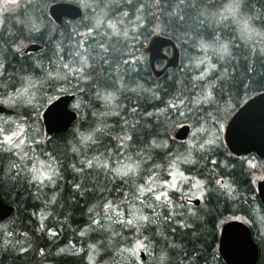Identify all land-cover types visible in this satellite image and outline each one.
<instances>
[{"label":"trees","instance_id":"16d2710c","mask_svg":"<svg viewBox=\"0 0 264 264\" xmlns=\"http://www.w3.org/2000/svg\"><path fill=\"white\" fill-rule=\"evenodd\" d=\"M37 1L40 6L26 11L24 15L12 18L7 13L0 27V64L6 65L0 85H7L6 88L0 86V96L12 101L10 108L13 110L11 115H3L16 119L18 124L27 125L23 140L29 147L27 153L31 158L21 162L17 153L23 150L6 148L0 144V194L5 202L15 207L14 213L0 223V264H116L119 250L143 237L134 229L115 224L116 216L100 205L103 197L114 199L119 196L113 189L127 193L134 184L146 183L148 173L142 171L141 175L133 177L125 186L119 177L102 170L97 161H94L92 169L82 162L97 157L100 163L110 159L114 166V161H120L125 156L137 159L136 153L140 151L137 144L146 139H156L167 145L166 148L155 150V165H160L163 170L171 169L168 164L176 156L191 154L195 163L187 164L188 168L194 170L210 189L198 206L187 202L181 192L169 191L173 200L183 205L176 210L183 213L181 219L187 227L161 221L159 228L167 236L166 240L156 235V228L144 232L143 235L149 236L151 240L150 243L145 241L149 244L150 254L155 251L159 257L165 255L164 264H225L216 249L218 227L224 220L236 216L246 219L259 247L257 264H264V209L261 206L260 212L254 210L259 201L244 159L230 156L218 141L201 148L202 140H199V146L193 147L190 152L183 142L171 137L174 129L183 123H189L191 127L206 124L210 128L217 124L218 129L233 110L231 108L236 109L243 100L264 90L259 83L252 82L258 80L257 76L249 79L243 64L245 54H248L250 64L251 51L264 48V35H260L255 44L242 38L237 24L231 20L218 22L226 0H199V7L188 9L189 18L182 24L172 23L166 15L167 5L158 4L157 0H143L146 6L139 12L127 7L124 0H87V6L84 5L85 0H64L84 5V11L90 16L102 15L97 28H93L84 18L85 12L78 20H67L57 25L48 17L47 5L61 0ZM250 7L251 11L246 9L245 12L254 18L259 17L254 19V24L261 30L264 28V0H250ZM158 9H164L165 13L162 14ZM171 11L184 14L175 6ZM124 12H128V15H123ZM201 12L205 14L201 15ZM117 13H120L123 23L128 25L126 36L105 33L110 29V22L116 20V23L121 24L118 18L112 19ZM153 14L167 22L168 26L160 34L172 39L180 51L178 65L167 68L158 77L149 68L145 51V44L154 34L149 32L152 24L147 23ZM137 16H141L142 21H138ZM141 22L143 27L140 26ZM33 23L40 24L39 31L33 30ZM89 28L92 31L83 36L81 32ZM217 35L221 36V40L213 43L212 37ZM202 40L211 46L202 48ZM226 41L234 49L233 56L220 60L216 49ZM33 42L43 48L36 52L21 53L22 45ZM101 44L104 48L100 47ZM16 47L20 48L18 53L15 52ZM77 51L89 57L93 65L91 70L86 69L85 73L77 74L62 67L64 63L73 68L80 67L78 58L74 60L70 55ZM198 61L202 62L199 66ZM163 64V61L158 60L155 67L160 68ZM212 64H216L219 71L212 69L204 80L197 79L205 68L211 69ZM58 67L65 73L63 81L56 78ZM233 67L237 69L236 72H233ZM224 68L235 80L224 84L222 92L215 93L212 103L199 106L188 103V97L194 99L206 94L209 86L216 83V77L224 75ZM49 72L52 76H49ZM24 83L31 84L32 91L25 95L23 101H19L16 98L17 88ZM61 83L72 87L68 91L76 96L71 104L78 118L67 132L45 137L40 112L46 102L57 95ZM121 84L124 87L119 88ZM107 91L115 94L114 100L107 101L114 103L112 110L106 105V100L101 98ZM177 96L185 99L187 106L180 105L178 109L170 107L177 103L174 99ZM137 105L138 111L132 113L130 109ZM145 111L152 113V116L145 117ZM115 113H119V116ZM125 120L129 125L139 120L140 126H146L147 131L141 133L138 141L118 152L116 137L123 134L121 128ZM8 124L5 123L4 129H8ZM84 134H91L95 143L85 142L88 147L81 145L82 150H75L74 143H82ZM206 136L207 133L202 132L198 139ZM34 146L36 151L33 150ZM41 160H54V167L59 170V174L53 177L55 183H43L45 191H42L40 182L31 180V173L23 170L25 165L30 168L34 163L38 167ZM47 162L43 165L47 166ZM13 163L20 167L12 168ZM72 165L82 167L84 171L76 172ZM151 165L149 163L148 168ZM179 165L181 162L178 161ZM216 180L227 183L231 192L215 185ZM76 183L81 184L79 190L74 187ZM132 203L140 201L129 197L128 205ZM90 208L92 212H89ZM122 211H127V206H122ZM144 212L148 214L147 209ZM108 215L112 216L111 220L106 219ZM92 218L100 219L104 225L110 226V230L104 231L93 225ZM171 227L176 228L175 234L167 231ZM112 231L119 235L113 236ZM81 232L86 234L81 235ZM97 241H103V247L90 262L86 254L87 247ZM168 244L177 247L169 248ZM62 245L77 251L57 258L51 255ZM22 248L26 250L21 251ZM185 252L191 259L184 258Z\"/></svg>","mask_w":264,"mask_h":264},{"label":"snow or ice","instance_id":"6c2138e0","mask_svg":"<svg viewBox=\"0 0 264 264\" xmlns=\"http://www.w3.org/2000/svg\"><path fill=\"white\" fill-rule=\"evenodd\" d=\"M13 3H15V0H12ZM124 3L127 7L134 9L136 12H139L141 9L145 8V3L143 0H124ZM158 4H166L168 11L166 12L167 17L171 20L172 23H186L188 17V9L198 8L199 7V0H157ZM87 6V5H85ZM177 7L182 11L184 14L181 15L179 12H173L171 9L173 7ZM251 11L250 7V0H226V2L222 5V11L220 13V21H229L236 23L238 26V30L241 33V37H249L250 34H256V35H264V28L261 30H257L254 27V19H258L259 17L254 18L252 15H249L245 12V10ZM8 11V9H5ZM162 12V14L165 13L164 9H158ZM201 15H204V12L200 13ZM123 15L127 16L128 12H124ZM59 18V17H57ZM138 21H142L141 16H137ZM147 23L152 24L151 29H149L150 33H157L159 34L163 28L167 27L168 24L165 21H161L160 17H156L153 14V18L149 19ZM201 23H203L201 21ZM99 26V21L97 22ZM141 27L144 26L143 22L140 24ZM33 30L39 31V26L33 23L31 25ZM109 27L113 29V35H120L121 33L116 29V24L113 22L109 23ZM92 29L89 28V32H91ZM123 35H127V33H123ZM213 43L216 41L221 40V36H213L212 37ZM211 45H207L201 41V47L206 48L210 47ZM101 48H104V45H100ZM20 51L19 47L15 48V52L18 53ZM107 51V49H105ZM217 54L219 56L220 60H224L225 57H232L234 49L230 47V42H223L219 44V47L216 49ZM73 56V59H77L80 62L81 66L78 68L70 67V64L64 63L62 67L64 69H68L69 72H75L77 74L85 73L86 69L91 70L93 65L89 62V57L86 55H82L79 51L75 52L74 54H70ZM251 57L252 61L249 64L248 62V54H245V59L243 61L244 64V71L246 75H248L249 79L253 76H257L258 80L252 81L257 82L260 84L261 87H264V48H260L259 50L251 51ZM63 59V57H61ZM202 63L200 61L197 62V65ZM217 69L216 64L211 65V69L205 68L199 77L197 79L204 80L206 78V75L212 70ZM6 70L5 64H0V77H3L4 72ZM237 69L233 67V72H236ZM224 75L216 77V83L209 86L208 90L206 91V94H201L197 96L196 98L188 97V103H191L193 105L199 106L204 103H212L215 98V93L217 91L222 92V86L229 81H234L235 77L228 74V69H223ZM49 76H52V73L49 72ZM243 83V82H241ZM2 87H7V85H0ZM32 85L29 84L28 87H31ZM28 87L18 90L16 95L21 96L28 91ZM120 87H124L123 84L120 85ZM194 87H196L194 85ZM132 91H135V89H132ZM102 99L106 101H112L115 99V94L113 92H108L106 95L101 97ZM174 99L177 100L176 104H171L170 107L179 108L180 105H186L185 99L180 98L179 96L174 97ZM9 101H0V103H10ZM31 103V100L28 101ZM51 101H49L50 103ZM77 107H79L77 105ZM139 105L137 107L131 108L130 111L132 113H136L138 111ZM191 111V109H190ZM115 115L119 116V113H115ZM180 115H184V113H180ZM145 117H151L152 113H149L147 111L144 112ZM96 131H101V129H96ZM121 131L123 133L122 136L118 135L116 138L120 141L118 145V152L121 150H124L126 148V145L132 144L134 141H138L140 138V135L142 132L147 131L146 126L141 127L140 121L137 120L135 124L129 125L128 121H124V126H122ZM14 136L19 135V133H13ZM158 135V134H157ZM84 140H92V135H88L87 137H84ZM8 143H12V138H7ZM93 143H95L94 140H92ZM24 140H20L18 144H16V147L19 148L20 145L24 144ZM137 147H139L140 151L136 153L137 159L133 160L132 157H127L124 163L117 162L115 166L111 165L110 159H105L102 163L98 161L97 157H93L90 160H85L82 163L86 164L89 169H92L94 167V161H97L98 166L102 168V170L109 172L113 174L116 177H119L121 179L122 184L127 186L129 184V181L132 180L133 177L141 175V172H147L148 173V179L146 183L141 184H134L132 188L129 189L127 193H124L121 189H113L112 191H115L119 193V196H117L114 199H108L107 197H103V203L100 205V207H103L104 209H107L108 212L115 213L116 219L114 221L115 224H118L122 228H128V229H134L136 233H139L140 236L143 237V239L137 238L135 241V246L131 249H125L124 251H130L133 256L137 253L139 249H146L148 247V244L145 243V241L151 242L149 236L143 235L144 232L149 231L152 228H156V235L163 237L165 240L167 239V236L164 232L159 231V223L162 221L164 224H171L176 223L181 227H187L186 224H184L183 219L181 217L183 216V213L178 212L176 209L183 207L182 204L176 203L172 196L169 195L168 189L177 190L178 184L176 182L177 177L182 180H190L191 178L187 175H185V172L180 171L177 167V162H181L183 164H194L195 161L191 159V154L189 156H176L173 160H171L168 164V167L174 169V171H171L168 173L169 176L172 177L171 183L168 181V179H164L161 184L157 185L153 182V177L156 175L154 168L157 167L155 165V157L156 153L155 150L158 148H166L167 145L163 142H157L156 139H152L151 141H147V139L144 142H141L137 144ZM201 148L204 147V145H200ZM26 159H31L28 157V153L25 152L21 157L20 160L23 162ZM40 163L43 165L44 161H40ZM149 163L152 164V169L148 168ZM215 163V161H213ZM20 165L13 163L12 168H19ZM72 168L76 172H83L84 169L76 168L75 165H72ZM25 171L28 173H31V180L38 181L41 184H43L45 181L55 183L53 180L54 176H57L59 174V170L54 167V160H50L47 164V171H43L42 169H38L36 164L34 163L32 167H27V165L24 166ZM202 181H197V185H202ZM216 184L220 185L221 188H227L229 192H231V187L227 183H222L221 180H216ZM195 186V185H194ZM74 187L79 190L81 188V184H74ZM104 191V190H102ZM138 193V195H137ZM120 197H124L121 199ZM131 197L133 200H139L140 201V207L132 206L127 211H122V206L128 205V198ZM190 201V197L188 198ZM53 200H55V197H53ZM151 201V202H150ZM144 209L148 210V214H145ZM89 212H92V209H89ZM106 219L111 220L112 216L108 215L106 216ZM91 223L93 225L99 226L104 231H109L110 226L104 225L100 219L92 218ZM167 231L171 234H175L176 228L171 227L168 228ZM86 233L81 232V235H85ZM113 236L119 235V233H116L112 231L111 233ZM100 245V247H98ZM169 248H175L177 245L175 244H168ZM103 247V241H97L96 243H93L90 245V248L95 252L96 255H99L101 252V249ZM26 249H21V251H25ZM184 258L191 259L189 257L188 253H184ZM165 255H161L160 257V264H164ZM91 259V257H90Z\"/></svg>","mask_w":264,"mask_h":264},{"label":"water","instance_id":"95a60500","mask_svg":"<svg viewBox=\"0 0 264 264\" xmlns=\"http://www.w3.org/2000/svg\"><path fill=\"white\" fill-rule=\"evenodd\" d=\"M48 12L57 23H60L64 16L79 19L83 13L82 8L75 2H52ZM41 47L39 44L30 43L23 51L25 53L37 51ZM165 47L170 48V54L162 53ZM145 48L156 76L161 75L166 68L175 67L179 63L178 47L169 37L153 35ZM158 58H165L166 62L163 69L155 70L153 62ZM73 98L74 94H61L43 109L41 117L47 136L66 132L77 118V113L69 107ZM0 112L13 111L0 105ZM189 131L188 124L180 125L174 131L173 137L177 140H185ZM223 135L227 148L233 154L240 155L255 151L259 156H264V91L250 97L236 109L227 121ZM260 183L263 186L261 194L264 196V180ZM14 210V205L5 202L0 194V221L9 217ZM217 250L226 264H256L259 255L251 230L238 220H228L221 224Z\"/></svg>","mask_w":264,"mask_h":264},{"label":"rangeland","instance_id":"374dc122","mask_svg":"<svg viewBox=\"0 0 264 264\" xmlns=\"http://www.w3.org/2000/svg\"><path fill=\"white\" fill-rule=\"evenodd\" d=\"M86 1L87 0L84 1V5L86 4ZM84 5H82V6H83V9L85 10ZM39 6H40V4L38 3L37 0H15V3H13L12 0H0V27L4 23V17L6 16L7 13H8V15H10L13 18L15 16H19L20 14L24 15L26 11H32V9L38 8ZM41 6H42V4H41ZM97 6L98 5H96V7ZM42 8H43V6H42ZM5 9H8V11H6ZM84 12H85V17L84 18L86 20H88V22H90L92 24L91 26L93 28L99 27L97 22L99 21V17L102 16V15L90 16L89 14L86 13V11H84ZM116 18L119 19L121 24L116 23V20L113 23L116 24V29L121 33L120 36H123V33H125L126 30L128 29V25L123 23V21H122V19L120 17V13H117L112 19L114 20ZM109 22H110V20H109ZM37 25L40 26V24H38V23H37ZM254 27L259 31V29L256 26V24H254ZM26 28H28V27H26ZM237 28H238V26H237ZM88 31L89 30L82 31L81 34L84 36ZM112 32H113V29H111V28L109 30L105 31L106 35L107 34H111ZM259 36L260 35L250 34V36L249 37H245V39L248 40L249 42H252V43L255 42V44H257V39L259 38ZM77 64H78V66H81L80 63H77ZM63 74H64V78L61 79ZM56 75H57L56 76L57 80H59V81L65 80V73H63L61 67H58L56 69ZM70 82H72V81H70ZM28 85H29V83L21 84L17 88V91L28 87ZM118 87L120 88V85ZM68 90H72V87L69 84L61 83L59 85V88L57 89L56 93L57 94L69 93ZM31 91H32V88L28 87L27 93H25V94H23L21 96H17L16 95L17 100L23 101L25 99V95H27ZM108 92L109 91H107L106 93H103L102 95H104V94L106 95ZM0 101H9V99L0 97ZM4 104H6L7 106H11L12 102L4 103ZM106 105L109 108H111V110H112V107H113L114 103H110V102L106 101ZM108 113H110V112H108ZM5 123H9L8 126H7L8 129H4L5 128ZM27 128H28L27 125H25L24 123L18 124L16 119L11 118V117H6L3 114H0V144H3L6 148H17L16 144H18L21 139L23 140L25 138L24 134L27 133ZM219 128H220V124H219ZM32 129L34 130V128H32ZM5 130H7V131H5ZM221 130H222V128L220 130L217 129V124H215V126L213 128L207 127L206 124L205 125L201 124V125L193 126L191 128V132L189 134L188 139L186 141H184V144H185L184 146L185 147L187 146L189 148L190 152H191L193 146L195 145V141L198 139L197 137H199L202 132L207 133V136L205 138H203V139H200V140H202L201 145H204V146L206 144L210 145L211 142H215L221 137ZM13 133H19V135L14 136ZM42 133H43V130H42ZM118 135L122 136L123 134H118ZM77 136H78V133L76 134V137ZM87 136H88V134H84V137H87ZM8 137L12 138V143H8L7 142V138ZM84 137H83L82 143H79L76 140L77 142L74 143L75 150H82L83 149L82 146L84 148L88 147V146H86L85 142H89V144L92 142V140H84ZM116 141H117V144L119 145L120 141L118 139ZM71 146L73 147V145H71ZM27 148H29L27 146V143H24V144L20 145L19 148H17L18 151L23 150L21 153H17L19 159L25 152H27ZM36 149L37 148L34 146L33 150L36 151ZM14 154H15V152H14ZM127 157H129V156H125L120 161H118V160L114 161V166L116 165L117 162L124 163ZM132 159L135 160V158H133V157H132ZM43 161L47 162L46 160H43ZM78 161H80V160L78 159ZM251 161L253 162L254 159H251ZM23 162H25V160ZM182 164L183 163H181V165ZM41 165L42 164H40L37 168L38 169H42L43 171H47V166H44V165L41 166ZM181 165L177 166L179 168V170L185 172V175L189 176L191 179L185 181V180H182V179L177 177V180H176V182L178 184L177 191H179L181 193L183 192L184 197H190V198L197 197L199 199L202 198L203 192L204 193H209L210 192V189L207 186H205V181L204 180H203V184L202 185H197V181H200V180L198 178L197 173L194 170L188 168L189 166L187 164H184L182 166ZM152 167L153 166L151 165L149 167V169H152ZM155 169H157V170H155ZM154 171L156 173V175L153 177V182L155 184H157V185L161 184V182L164 179H168V181L171 183L172 177L169 176L168 173L171 172V171H174V169L171 168V169H168V170H163L160 165H157V167L154 168ZM260 171H261L260 169H256L255 172H260ZM263 175L264 174L257 176L256 180H259V179L263 178L264 177ZM51 183L52 182H48L47 181L48 185L51 184ZM42 185H43L42 186V191H45L46 186L44 184H42ZM215 185H218V184L215 183ZM225 190H226V188H225ZM169 191H172V189H168V192ZM178 204H180V203H178ZM132 206L140 207V203H132V204L127 205V210H129ZM113 214L115 215V213H113ZM252 218L255 220V222L257 224V220L253 216H252ZM262 228H261V230H262ZM98 230H99V228H98ZM159 231L163 232L162 229H160V228H159ZM134 246H135V243L132 244V245H127V246L124 245L118 252V255H117V258H116V260L118 262H116V264H160V257L157 254V252L154 251V252H152V254H150V252H149V244H148V247L146 249H139V250H143L144 251V253H145L144 259H141L139 257V255H138L139 250L137 251L135 256H133L130 251H124L125 249H131ZM76 251H77L76 249H73V248H71L68 245L67 246H63L62 245V246L56 248L55 252L51 253V255H53V256H55V258H57V257L64 256V255L74 254V253H76ZM43 254H41V255H43ZM86 254H87V258H88V260L90 262L93 261L95 259V257L97 256L95 254V252L90 248V246L87 247ZM90 257H91V259H90Z\"/></svg>","mask_w":264,"mask_h":264},{"label":"bare ground","instance_id":"6f19581e","mask_svg":"<svg viewBox=\"0 0 264 264\" xmlns=\"http://www.w3.org/2000/svg\"><path fill=\"white\" fill-rule=\"evenodd\" d=\"M56 2H63V3H65V2H70V1H64V0H61V1H56ZM145 51H146V48H145ZM146 53H147V61H148V66H149V68L151 69V71H152V73L154 74V72H153V68L150 66V63H149V54H148V52L146 51ZM162 53L163 54H166V52H165V50H162ZM158 60H160V61H163V65H162V67H160V68H156L155 67V63H156V61H158ZM165 62H166V59L165 58H158V59H156V60H154V62H153V67L155 68V70H160V69H163L164 68V66H165ZM167 69V68H166ZM165 69V70H166ZM164 70V71H165ZM164 71L162 72V74L164 73ZM161 74V75H162ZM155 75V74H154ZM156 76V75H155ZM160 76V75H159ZM158 77V76H157ZM75 95V94H74ZM78 118V117H77ZM183 124H188L189 125V123H183ZM183 124H181V125H183ZM180 126V125H179ZM190 126V125H189ZM191 127V126H190ZM255 190H256V193H257V196H258V194L260 193V192H262V190H263V186H262V184L260 183V182H256L255 183ZM245 224H246V226L251 230V228H250V226L248 225V223H246V221H245ZM252 231V230H251ZM252 235H253V233H252ZM218 240V239H217ZM255 241V240H254ZM255 243H256V241H255ZM256 245H257V243H256ZM257 248H258V250H259V247H258V245H257ZM225 263V262H224ZM226 264V263H225Z\"/></svg>","mask_w":264,"mask_h":264},{"label":"flooded vegetation","instance_id":"af4514ba","mask_svg":"<svg viewBox=\"0 0 264 264\" xmlns=\"http://www.w3.org/2000/svg\"><path fill=\"white\" fill-rule=\"evenodd\" d=\"M191 204V203H190ZM193 205V204H192ZM199 204L193 205V206H198Z\"/></svg>","mask_w":264,"mask_h":264}]
</instances>
